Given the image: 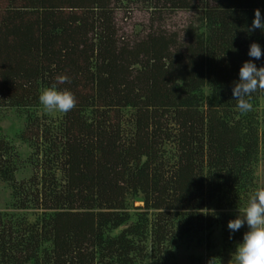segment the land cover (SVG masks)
I'll return each mask as SVG.
<instances>
[{
  "label": "trees",
  "instance_id": "obj_1",
  "mask_svg": "<svg viewBox=\"0 0 264 264\" xmlns=\"http://www.w3.org/2000/svg\"><path fill=\"white\" fill-rule=\"evenodd\" d=\"M129 3L150 22L127 36L116 14ZM256 9L264 0H0V110L25 113L19 136L43 157L41 179L17 184L0 134V181L25 193L14 207L41 210L0 212V264H169L188 233L214 227L233 242L231 211L264 155V91L247 114L232 95L245 61L264 66L248 56L264 49L248 31ZM177 11L193 17L169 30ZM61 74L76 107L42 124L28 109Z\"/></svg>",
  "mask_w": 264,
  "mask_h": 264
},
{
  "label": "rangeland",
  "instance_id": "obj_2",
  "mask_svg": "<svg viewBox=\"0 0 264 264\" xmlns=\"http://www.w3.org/2000/svg\"><path fill=\"white\" fill-rule=\"evenodd\" d=\"M128 7L120 9L116 14L117 25L120 28V33L124 35H136L141 30L149 26L150 13L146 10L133 8L132 3ZM130 6V7H129ZM130 10V11H129ZM193 17L192 13L177 11L166 13L165 27L169 30H181L188 25L190 19ZM259 113L264 111V96H261L258 104ZM30 111L35 112V115L42 124L50 123L55 120L60 121L63 113L47 112L43 106L30 108ZM28 120V119H27ZM25 113L19 116L14 109H1L0 110V134L5 137V140L10 142L14 148L17 170L15 172V182L17 184H32V179H41V171L37 167L41 165L43 157L40 152H35V149L24 141L19 135L26 129L27 124ZM41 125V124H40ZM40 153V154H38ZM57 171V170H56ZM56 177L61 178L59 172H56ZM256 188L250 192L264 188V155L260 160V164L256 170ZM29 186V185H27ZM19 187V186H18ZM41 188V185H38ZM37 191V187L34 188ZM21 193L14 196V188L12 182L0 181V212L6 214L24 213L28 221H34L37 214L41 210L29 209L20 210L15 208L14 205L19 203L22 196ZM33 204V203H32ZM133 206L142 207L143 202L134 201ZM245 207V206H244ZM233 210L235 216L238 212H242L243 208ZM131 211H134L131 208ZM135 211H140L135 210ZM241 234L236 239L228 243L224 237L223 230L220 227H214V230L209 233L208 231L200 232L192 230L180 242L178 248L169 258V264H232V253H234L236 245L242 240L243 233L247 231V227L241 228Z\"/></svg>",
  "mask_w": 264,
  "mask_h": 264
},
{
  "label": "clouds",
  "instance_id": "obj_3",
  "mask_svg": "<svg viewBox=\"0 0 264 264\" xmlns=\"http://www.w3.org/2000/svg\"><path fill=\"white\" fill-rule=\"evenodd\" d=\"M259 29L264 33V15L256 9L249 32ZM248 56L255 60L264 59V49L258 43L249 46ZM239 79L234 82L232 95L238 101L237 107L241 114H247L254 108L252 96L264 91V66L257 67L252 59L245 61L239 69ZM70 83L67 75L56 77V83L42 89L39 102L47 112L67 114L76 107L75 95L68 89H60L58 85ZM242 240L232 253V264H264V188L250 194L242 212L227 224L231 233L243 227Z\"/></svg>",
  "mask_w": 264,
  "mask_h": 264
}]
</instances>
